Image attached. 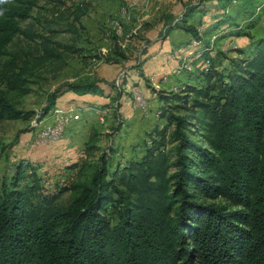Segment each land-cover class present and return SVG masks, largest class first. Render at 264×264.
<instances>
[{
	"label": "trees",
	"instance_id": "1",
	"mask_svg": "<svg viewBox=\"0 0 264 264\" xmlns=\"http://www.w3.org/2000/svg\"><path fill=\"white\" fill-rule=\"evenodd\" d=\"M36 1L0 4V122L27 119L12 99L28 95L42 69L57 74L80 52L21 29ZM209 1L186 6L165 29L198 40L195 55L205 66L159 96L164 124L146 134L139 158L112 167L104 154L89 181L51 194L23 162L8 185L2 181L0 264H264V36L249 37L245 49L232 50L236 57L211 56L210 31L224 25L220 32L233 28L224 37L245 32L224 12L200 36L190 20ZM238 14L250 28L259 22L248 4ZM19 35L38 41V50L2 63ZM67 92L105 96L97 82L68 84L49 95L45 113ZM94 137L87 156L97 149ZM64 193L71 195L66 204Z\"/></svg>",
	"mask_w": 264,
	"mask_h": 264
},
{
	"label": "rangeland",
	"instance_id": "2",
	"mask_svg": "<svg viewBox=\"0 0 264 264\" xmlns=\"http://www.w3.org/2000/svg\"><path fill=\"white\" fill-rule=\"evenodd\" d=\"M133 2L134 0H37L35 2L30 17L20 23L21 29L31 31L35 36H49L66 46L73 45L80 52L70 57L65 68L57 74L52 73L50 66L42 69L38 73L40 77L32 79L30 93L12 99L17 110L28 113L29 116L27 119L0 122V187L3 180L7 185L9 184L15 165L19 162L36 168L45 193L51 194L71 182L89 181L99 163V158L104 154L112 155V167L115 164L123 166L128 161L141 156L142 151L138 147L147 140L146 134L153 127L164 124V120L158 115L161 104L159 96L176 91L181 87V82L187 81L186 72H195L205 65L195 57L194 49L199 46L198 40L190 38L192 40L189 39L188 43H180L177 46L182 51L176 53L175 67L171 71L157 74L156 61L142 68L148 58L143 59V55L150 43L146 34L151 31L150 38L154 37L159 41L160 38H164L163 34L167 35L165 33L167 27L162 31L154 29L159 18L154 11L155 1ZM246 4L250 5L251 10H255L256 17H259V22L253 28L247 25L246 17L238 14ZM205 6L214 10L206 18V22L209 21V17L215 16L216 12L226 6L225 12L236 18L238 30L245 32L242 36H234L231 39H221L227 34L225 30L224 35L220 32L216 33L217 35L210 38L213 52L222 51L229 57H236L232 50L245 46L249 37L264 36V0H222L221 2L214 0L209 1ZM183 13L176 18L165 15L168 19L166 24L176 23L175 19L178 22ZM198 18L194 17L190 22L197 23ZM198 32L201 36L203 29L200 26ZM184 36L178 33L173 40L179 41ZM37 42L19 35L7 47V55L1 59V62L4 63L13 56L36 53ZM224 63L227 64L226 61ZM165 75L167 79L163 82L162 77ZM178 77L182 80L179 81ZM136 78L141 79L139 81ZM135 79L141 83V86L133 83ZM78 82H97L107 93L104 96L105 100L90 97L92 98L90 102L93 103H81L78 95L64 94L58 105L70 107L65 109L73 113L72 118L50 143L34 142L35 131L43 130L45 124H51L53 117L58 114V107L45 113L49 95L55 90L65 89L68 84ZM111 84H114V87ZM133 87L136 89L132 90ZM122 97L129 100L133 110L144 112L142 116L145 117V122L141 123L142 120H139L141 125L137 124L134 128L126 130L132 125H129V119H123L122 114L125 109L120 110ZM96 102L106 103L102 105ZM141 105H144L143 108L139 107ZM79 117L82 121L74 128H68L67 132V127L73 121L79 120ZM93 132H95L97 149L95 154L87 156L85 144ZM84 163L88 165L85 172L81 173L79 169ZM70 197V193H64L59 201L66 204Z\"/></svg>",
	"mask_w": 264,
	"mask_h": 264
},
{
	"label": "crops",
	"instance_id": "3",
	"mask_svg": "<svg viewBox=\"0 0 264 264\" xmlns=\"http://www.w3.org/2000/svg\"><path fill=\"white\" fill-rule=\"evenodd\" d=\"M138 2V0H134V2ZM144 1V0H143ZM155 1L154 4H155V13L156 15L159 16V18L156 20V24L154 25V29L155 30H158V31H162L164 28L168 27L169 25L166 24L168 22V19H166L165 15H168L170 17H173L176 18L179 14H182L184 9L186 8V6L188 5H194L196 4L195 1L198 2V0H153ZM133 2V3H134ZM150 2V1H149ZM143 3V2H142ZM157 3V4H156ZM188 3V4H186ZM208 2L205 3V5L207 4ZM203 6L204 10L206 11L204 14H202L201 18L200 16H195V17H199L198 18V22H191L192 24H194L198 30V26L200 24V28H202L203 30L205 31H210L211 30V27L213 26V24L216 22V20L220 19L222 13H224L225 11L223 10H219L218 12H216L215 16H212V17H209V21L206 22V18L210 15V13L212 11H214L213 9H209L208 7L206 6ZM185 7V8H184ZM216 10V9H215ZM218 10V9H217ZM176 22H177V19H175ZM193 20V19H192ZM175 23V22H174ZM174 23H171L170 26H172ZM225 26H221L220 27V30H222ZM220 30H212L210 31V33L208 34L207 36V39L210 40V38L215 35L216 33L220 32ZM231 30H233V28L229 29V30H225V32H230ZM151 31H148V33L146 34V38H148V40L150 41V43L148 44V47H147V50H146V53L143 55V59H146V61L143 63V66L142 68H144L145 66H147V64L151 63L152 61H156L157 63V68L158 70H156L155 72L157 74H160V73H165V72H169L171 71L174 67H175V63H174V59L176 55V53L178 52H181L182 50L179 49L177 46L180 44V43H188L189 39L191 38V36L181 30H172L168 36H163L164 38H160V40H156V38L152 37L150 38L149 36V33ZM225 32H220V34L222 35L223 33ZM178 33H182L184 34V38H182L181 40L179 41H174L173 40V37L175 35H177ZM227 33V34H228ZM217 35V34H216ZM224 35V34H223ZM234 36H222L221 39H226V38H233ZM192 39H190L191 41ZM248 43L241 47L240 49H245L247 47ZM217 51L213 52V47H211V52H210V55L213 56ZM236 54V53H235ZM194 56V55H193ZM197 57V56H195ZM159 71V72H158ZM134 79V78H132ZM140 81L141 78H136ZM134 80L133 83H138L139 85L141 84L139 81L137 80ZM167 79L166 78V75L162 77V81L164 82V80ZM179 81H181V77H178L177 78ZM186 81V80H185ZM166 82V81H165ZM183 84V82H181ZM133 84H131L132 86ZM99 86L101 88H103L100 84ZM127 86V85H126ZM141 86V85H140ZM129 89V87H127ZM104 89V88H103ZM136 88H132V90H134ZM126 91V90H125ZM71 94L73 95L71 92H67V94ZM126 93V92H125ZM66 94V93H64ZM63 94V95H64ZM107 93L105 92V95ZM62 95V96H63ZM76 95V94H75ZM61 96V97H62ZM61 97H59L57 100H56V105L54 107H61V108H70V107H66L64 105H58L61 101ZM73 97H76V96H73ZM79 99H81V103H93V102H90L92 98L90 97H96V98H99L100 100L104 101L105 98L104 96L103 97H100V96H94V95H83V96H77ZM74 99V98H73ZM122 101H120V103H122V107H120V110H124L125 109V112L122 114L123 115V119H129L128 123L131 127H128L126 128V130H130L132 128H134L135 125L139 124L141 125L142 122H145L146 119H144L145 117H143V113L142 111L140 110H133L130 106V103H129V100H127L125 97H122L121 98ZM126 100V101H125ZM96 103H102V105L106 102H96ZM124 105V106H123ZM144 106V105H143ZM124 107V108H123ZM77 114V113H76ZM147 117V116H146ZM139 120H142L141 123L139 122ZM50 121V120H49ZM82 120H81V117H79V120L77 121H73L69 127H67V132H68V128H74V126L78 123H80ZM146 131V130H145ZM65 133V132H64ZM147 133V132H146Z\"/></svg>",
	"mask_w": 264,
	"mask_h": 264
},
{
	"label": "built area",
	"instance_id": "4",
	"mask_svg": "<svg viewBox=\"0 0 264 264\" xmlns=\"http://www.w3.org/2000/svg\"><path fill=\"white\" fill-rule=\"evenodd\" d=\"M143 108V105L139 106ZM71 112L68 109L58 107V114L52 119L51 124H45L43 130L35 131L34 142L36 143H50L51 140L61 132V128L65 126Z\"/></svg>",
	"mask_w": 264,
	"mask_h": 264
},
{
	"label": "clouds",
	"instance_id": "5",
	"mask_svg": "<svg viewBox=\"0 0 264 264\" xmlns=\"http://www.w3.org/2000/svg\"><path fill=\"white\" fill-rule=\"evenodd\" d=\"M9 2H10V0H0V4H6ZM0 15H2V13H0Z\"/></svg>",
	"mask_w": 264,
	"mask_h": 264
},
{
	"label": "bare ground",
	"instance_id": "6",
	"mask_svg": "<svg viewBox=\"0 0 264 264\" xmlns=\"http://www.w3.org/2000/svg\"><path fill=\"white\" fill-rule=\"evenodd\" d=\"M64 109H65V108H64ZM70 112H71V111H70ZM71 115H73L72 112H71ZM70 118H72V116H71ZM70 118H68V121H67V122H69V119H70ZM67 122H66V123H67ZM65 125H66V124H65ZM63 127H64V126H63ZM63 127H62V128H63ZM62 128H61V132H62ZM61 132H60V133H61ZM63 132H64V131H63ZM60 133H58L55 137H57ZM53 139H54V138H53Z\"/></svg>",
	"mask_w": 264,
	"mask_h": 264
}]
</instances>
